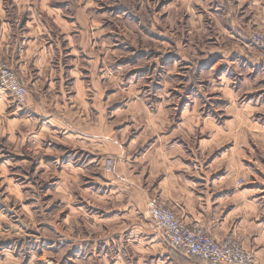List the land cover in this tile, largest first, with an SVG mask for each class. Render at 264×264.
Segmentation results:
<instances>
[{"label": "crops", "instance_id": "obj_1", "mask_svg": "<svg viewBox=\"0 0 264 264\" xmlns=\"http://www.w3.org/2000/svg\"><path fill=\"white\" fill-rule=\"evenodd\" d=\"M52 1L0 0V56L28 89L24 104L0 90V264H81L98 251L104 264H131L129 256L206 264L168 244L147 213L152 196L216 241L235 237L264 264V163L249 145L260 136L257 111L237 93L244 70L254 81L264 75V58L218 47L264 28V0H170L195 17L192 7H212L196 24L216 48L121 57L98 7ZM236 7L250 17L233 20ZM151 55L152 63L122 72ZM259 90L250 94L256 103ZM86 220L103 237L91 229L82 239Z\"/></svg>", "mask_w": 264, "mask_h": 264}, {"label": "rangeland", "instance_id": "obj_2", "mask_svg": "<svg viewBox=\"0 0 264 264\" xmlns=\"http://www.w3.org/2000/svg\"><path fill=\"white\" fill-rule=\"evenodd\" d=\"M169 1L170 0H53L50 5L58 3L61 6L63 5L64 7H72V9L73 7H98L99 11H97V14L100 15V16L97 15L98 22L108 20V30L112 31L114 38L115 48L113 49V51L114 54L119 57L124 55L127 56L131 53H135L140 50L147 52L150 51L149 53H154L153 52L154 50L157 52L162 47L165 48L164 51L166 52H169V50L173 51L175 49V52H179L182 55L186 54V52L187 53L190 52L194 55H198L201 50L203 49L206 50L208 47H209L208 49L214 47L216 48L217 43L206 42L207 36L205 37L203 36V34L200 32L201 31L200 26L196 24V22L198 21L197 17L200 16L199 13H202L203 18L207 19L208 15H206V13H209L212 7H192L195 10L197 16L195 17L190 10L188 11L186 9V7H168ZM160 4H163V6L165 5V7L163 6L160 7ZM105 7H113L114 8L113 14L111 15L110 12H107V9H105ZM117 7L120 8L126 7L127 16H123L121 13H119L123 11L121 9H117ZM235 10L237 16H234L233 20L238 19L239 16L242 19V21H244V19H246L247 17H250L249 15V11H251L250 8L249 10H247V12H244L242 15H240L241 11L243 10L242 7L241 8L236 7ZM91 12L93 14V10ZM105 15L107 18L105 17ZM214 16H217V13H215ZM109 21H110V26H109ZM186 27L190 29V31H192L190 34L186 35L184 30H182L183 28ZM161 32L163 33L162 35H160ZM258 33L264 35V28L258 26L256 27L252 26L250 27V29L247 30V32L245 31V33L241 34L238 37L239 41L226 40L227 42L221 43L222 45H219L218 47L222 48L221 50L226 51L227 53H230L229 51L232 52L242 51V53L247 54L250 57V59L253 58L252 54L254 55L260 54L264 58V49L252 41L253 35ZM211 34L214 35L215 37H220L221 40V36H219L218 34H215L213 32H211ZM158 35L160 36L171 35L173 37L171 38L172 43L166 41L163 44L162 43L163 40ZM184 39L185 42L183 43ZM244 44L248 45L251 53L246 52L249 50L248 47H246L247 50L243 48L245 47ZM155 55H151L150 59H146L142 57L139 58L134 63L127 64L126 68L122 69V72L126 75V73L134 72L132 71L133 69L137 70L139 67H142L147 63H152L153 61H155L154 59ZM227 57L228 56H225V58L220 63L226 61ZM180 63H181V65L179 66L181 68L180 73L186 74L187 70L185 69L187 66L182 64L183 61ZM247 73L248 71L244 70L243 75H245L246 81L244 83H239L237 85V88L239 90L237 93H239V103L243 102L244 105L245 101H250L251 104L255 105L258 108L257 109L256 107L253 108L248 107L254 109L255 112L257 111L254 114V116L256 118L255 120L258 122L257 123L259 128L258 131L260 133V136H258L256 140L252 139L251 141H249V145L253 149H255L254 158L259 163L260 162L264 163V159H263L264 138H261L262 136H264V100H263L264 96L261 97V99L257 101V103L253 101L254 97L250 96V94H254V93H258L259 96V94L262 93L259 89H262L263 91L264 87L262 85L259 86L260 84H258L257 81H259L260 79H264L263 78L264 75H262L261 73L258 74L254 81L253 79H249L250 75L246 76ZM137 74H139V72L135 73V75ZM150 77H151L150 79H152V76ZM181 82L182 80L180 81V83ZM140 85H141V79L138 82V86ZM256 85H258L259 88L258 90L255 89ZM108 159H112V158L111 157L106 158L105 163L107 162ZM111 171H113V168ZM240 181L244 182L245 180L241 179ZM82 224H83L82 225L83 229L81 234L79 233L80 235H82V239L87 238V236L85 235L88 234L87 232H90L91 229H92L93 237L95 239L97 238L99 239L103 237L102 233H100L101 231H99L100 229H102V227H98L97 229L91 228L89 220H86L85 223L82 222ZM84 224L87 225L86 229L84 228ZM70 228L71 229L68 233L70 236H73L72 233H74L75 230L73 229V227ZM93 230L96 231L94 232ZM102 231L104 233L103 229ZM76 232H78V230H76ZM97 253L98 255H100L99 259L95 258L92 261L81 262V264H104V260H103L104 253H100V251H98ZM129 258L131 264H138L136 256H129Z\"/></svg>", "mask_w": 264, "mask_h": 264}, {"label": "built area", "instance_id": "obj_3", "mask_svg": "<svg viewBox=\"0 0 264 264\" xmlns=\"http://www.w3.org/2000/svg\"><path fill=\"white\" fill-rule=\"evenodd\" d=\"M252 41L264 49V35L254 34ZM0 89L8 91L15 101L24 104L28 89L25 80L0 56ZM108 171L113 160L106 162ZM147 212L155 227L168 244L185 257L196 258L206 264H259L253 253L235 237L216 241L199 227L185 224L163 199L154 196L148 199Z\"/></svg>", "mask_w": 264, "mask_h": 264}]
</instances>
